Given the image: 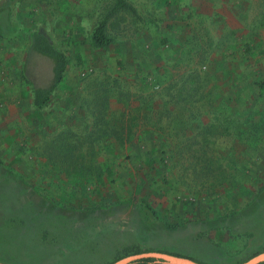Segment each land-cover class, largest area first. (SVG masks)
Masks as SVG:
<instances>
[{
    "label": "rangeland",
    "instance_id": "374dc122",
    "mask_svg": "<svg viewBox=\"0 0 264 264\" xmlns=\"http://www.w3.org/2000/svg\"><path fill=\"white\" fill-rule=\"evenodd\" d=\"M0 0V261L110 264L264 249V0ZM67 65L46 105L52 61ZM179 225L144 229L138 208Z\"/></svg>",
    "mask_w": 264,
    "mask_h": 264
},
{
    "label": "trees",
    "instance_id": "16d2710c",
    "mask_svg": "<svg viewBox=\"0 0 264 264\" xmlns=\"http://www.w3.org/2000/svg\"><path fill=\"white\" fill-rule=\"evenodd\" d=\"M127 8L130 9L133 13H135V9L130 6L125 0H115L114 6L112 9L98 22L97 26L92 32V40L95 46H107L113 42V38L109 37L105 33L106 22L109 16L117 9V8ZM30 50L49 58L52 63V72H53V82L50 87L42 88L36 87L33 89V105L37 108L43 107L46 105L50 99L51 92L54 90L56 85L62 80L64 76V72L67 65V59L65 54L57 49L49 40V38L40 31H33L30 34ZM259 87L264 89V79L259 82ZM264 203V184L260 186L258 193L252 199L249 205L253 208H258L261 204ZM139 211V221L144 229H150L151 227H163L169 231H175L180 228L179 225H173L170 223H162L158 221L156 214L152 209L146 204H141L138 208ZM160 252H165L173 255L186 256L179 253H174L166 250H159ZM263 250L257 252L256 254L263 252ZM255 254V255H256ZM188 257V256H186ZM201 264H211L205 263L200 260L189 257ZM240 262L234 263L239 264ZM132 264H158L154 263L152 259L145 258L133 262ZM264 264V263H262Z\"/></svg>",
    "mask_w": 264,
    "mask_h": 264
},
{
    "label": "water",
    "instance_id": "95a60500",
    "mask_svg": "<svg viewBox=\"0 0 264 264\" xmlns=\"http://www.w3.org/2000/svg\"><path fill=\"white\" fill-rule=\"evenodd\" d=\"M145 258H150L153 260L154 263H158V264H201L186 256L173 255L160 251H148V252L130 254L110 264H132L133 262ZM262 263H264V251L254 255L253 257L242 262L241 264H262ZM0 264H10V263L0 261Z\"/></svg>",
    "mask_w": 264,
    "mask_h": 264
},
{
    "label": "crops",
    "instance_id": "0c3cea01",
    "mask_svg": "<svg viewBox=\"0 0 264 264\" xmlns=\"http://www.w3.org/2000/svg\"><path fill=\"white\" fill-rule=\"evenodd\" d=\"M128 3V2H127ZM134 7V6H133ZM135 8V7H134ZM136 9V8H135ZM40 55V54H39ZM42 56V55H41ZM45 57V56H44Z\"/></svg>",
    "mask_w": 264,
    "mask_h": 264
}]
</instances>
